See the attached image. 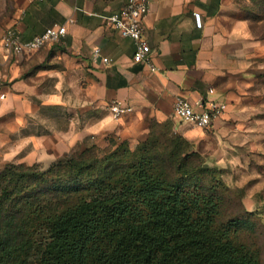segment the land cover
<instances>
[{"label": "crops", "instance_id": "0c3cea01", "mask_svg": "<svg viewBox=\"0 0 264 264\" xmlns=\"http://www.w3.org/2000/svg\"><path fill=\"white\" fill-rule=\"evenodd\" d=\"M147 1L149 13L142 26L156 72L145 63H133L132 40L121 37L105 21L125 0L23 3L11 24L22 39L54 24L64 25L66 33L34 52L6 55L2 51L7 127L12 133L24 130L49 108L70 111V120L66 130L25 135L29 148L16 156L17 162L51 164L78 145H103L110 138L142 140L152 121L172 119L191 138L198 128L180 123L172 114L177 97L225 103L227 110L212 129L233 115L260 44L239 23H222L223 6L218 8V0ZM95 48L110 61L94 58ZM113 102L133 110L114 120L109 112Z\"/></svg>", "mask_w": 264, "mask_h": 264}, {"label": "trees", "instance_id": "16d2710c", "mask_svg": "<svg viewBox=\"0 0 264 264\" xmlns=\"http://www.w3.org/2000/svg\"><path fill=\"white\" fill-rule=\"evenodd\" d=\"M172 127L152 121L135 149L110 138L108 150L93 143L46 169L6 165L0 264H264L239 233L250 212L222 219V190L187 168Z\"/></svg>", "mask_w": 264, "mask_h": 264}, {"label": "rangeland", "instance_id": "374dc122", "mask_svg": "<svg viewBox=\"0 0 264 264\" xmlns=\"http://www.w3.org/2000/svg\"><path fill=\"white\" fill-rule=\"evenodd\" d=\"M25 1L0 0V41ZM221 4L222 23L226 26L239 23L244 32L260 44L249 67L250 76L240 93L238 106L232 116L223 120L221 127L198 129L191 138L185 137L174 120H169L173 123L172 133L183 137L175 146L184 149L182 156L192 154L186 160L187 168L201 169V185L222 190V219L242 215L243 210L250 212L252 217L240 227L239 233L243 241L260 247L264 256V0H218V8ZM5 74L6 60L0 46V173L8 164L21 163L16 161V156L29 148L24 143L25 135L66 130L70 120V111L49 108L32 118L24 130L12 133L6 123L9 117L6 114ZM111 143H118V140L112 139ZM127 144L130 149L139 145L136 141ZM85 146L88 145H78L66 154L80 151ZM99 148L108 150L110 145L106 143ZM39 165L46 169L50 164L45 161Z\"/></svg>", "mask_w": 264, "mask_h": 264}, {"label": "built area", "instance_id": "2783aa9c", "mask_svg": "<svg viewBox=\"0 0 264 264\" xmlns=\"http://www.w3.org/2000/svg\"><path fill=\"white\" fill-rule=\"evenodd\" d=\"M43 2L44 0H37ZM149 13L147 0H125L124 4L117 10L105 17V21L123 38H129L134 45L132 54L133 63H145L152 72L158 69L150 63V47L145 40L142 22ZM196 26H201V20L195 15ZM66 33L64 25L54 24L47 27L40 34L24 40L18 31L9 26L4 31L0 46L6 55H23L39 50L47 43L58 42ZM94 58H101L102 62L110 60L100 56V50L95 48L92 53ZM3 98V95H1ZM132 107L124 106L119 102L109 105V112L114 120L131 113ZM227 105L218 100L198 99L190 102L184 98L177 97L172 104V114L180 122L190 124L200 130H210L215 123L225 114Z\"/></svg>", "mask_w": 264, "mask_h": 264}]
</instances>
